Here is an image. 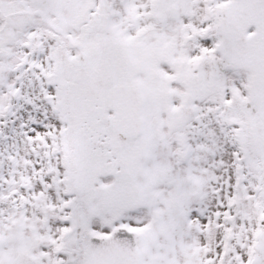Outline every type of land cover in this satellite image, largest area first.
<instances>
[{
    "label": "snow or ice",
    "instance_id": "6c2138e0",
    "mask_svg": "<svg viewBox=\"0 0 264 264\" xmlns=\"http://www.w3.org/2000/svg\"><path fill=\"white\" fill-rule=\"evenodd\" d=\"M0 264H264V0H0Z\"/></svg>",
    "mask_w": 264,
    "mask_h": 264
}]
</instances>
